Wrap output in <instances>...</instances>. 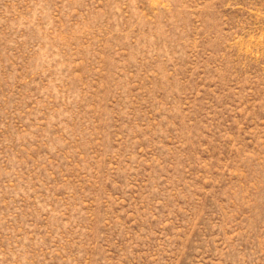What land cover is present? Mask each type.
<instances>
[{
    "label": "rangeland",
    "instance_id": "374dc122",
    "mask_svg": "<svg viewBox=\"0 0 264 264\" xmlns=\"http://www.w3.org/2000/svg\"><path fill=\"white\" fill-rule=\"evenodd\" d=\"M0 264H264V0H0Z\"/></svg>",
    "mask_w": 264,
    "mask_h": 264
}]
</instances>
